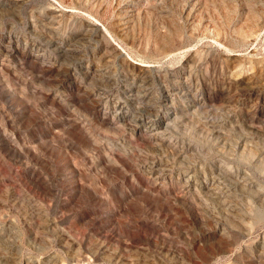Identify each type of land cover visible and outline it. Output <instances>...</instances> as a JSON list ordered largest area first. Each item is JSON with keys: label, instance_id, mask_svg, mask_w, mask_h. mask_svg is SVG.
Wrapping results in <instances>:
<instances>
[{"label": "rangeland", "instance_id": "obj_1", "mask_svg": "<svg viewBox=\"0 0 264 264\" xmlns=\"http://www.w3.org/2000/svg\"><path fill=\"white\" fill-rule=\"evenodd\" d=\"M0 264H264V0H0Z\"/></svg>", "mask_w": 264, "mask_h": 264}]
</instances>
